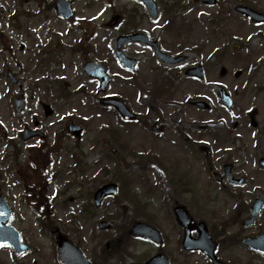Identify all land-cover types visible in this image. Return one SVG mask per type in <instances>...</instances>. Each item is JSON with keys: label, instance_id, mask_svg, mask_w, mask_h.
I'll return each instance as SVG.
<instances>
[{"label": "rangeland", "instance_id": "1", "mask_svg": "<svg viewBox=\"0 0 264 264\" xmlns=\"http://www.w3.org/2000/svg\"><path fill=\"white\" fill-rule=\"evenodd\" d=\"M50 1L0 0V11H3L0 22V172L10 171L0 185L5 187L3 193L11 195L13 205L17 206L20 217H17L15 225L23 232L24 240L40 252L29 254L18 263L14 261L11 250L3 248L0 250V264H53L52 242L47 232L39 228L36 212L25 208L23 196L22 201L21 196L14 197L20 190L12 187L16 183L14 180L10 181L12 173L26 168L27 153L22 155L20 166L15 165L13 158L6 159V155L13 151L12 142L25 151L28 149L30 143H21L17 135L24 123H30L34 117L49 132V142L54 132L66 126L69 118L84 123L87 132L80 144L85 146L84 161L91 170V177L99 172L95 162L112 161L101 179L120 183L121 202L116 205L107 200L91 222L76 220L81 211L80 204L84 202L74 199L79 191L77 186L61 194L68 181L76 177L70 169L69 154L64 153L57 160L56 169L62 172L63 177L47 190L50 198H54L56 192L61 194L55 204L59 225L73 240H78L76 231L84 232L81 242L91 259H96L100 248L105 247L111 238H117L121 228L133 218L147 219V215H151L153 217L150 218L158 223L160 217L153 211L171 208V202H174L171 199L176 200L174 195L177 191L174 178L180 173V177L186 176L198 190L207 191L213 186L208 170L213 167L219 171L220 165L215 162H233L238 171L245 168L242 172L255 182L248 188V193L264 196V168L259 165L264 159V36L259 35V28L234 12V3L224 6L225 13L218 8L207 9L183 0V6L177 9L175 21L170 25L167 23L169 19L160 15L157 21H153L147 9L136 0H69L74 3L76 20H79L81 28L94 38L96 53H90L87 59L106 60L107 69L115 76L106 95H120L137 116L135 121L121 123L115 110L100 107L98 100L104 99L105 95L98 93L99 84L82 72L84 57L73 51L84 37L83 31L73 23L60 20L48 7ZM156 1L160 14L163 4L170 5L175 0ZM17 8L31 14L18 15V20L10 19ZM136 8L141 17L137 20L140 32L161 41L162 50L167 54H187L186 66L202 64L205 82L184 76L173 77L174 86L167 96L154 102L148 92L154 87L151 82L156 80L163 66L154 51L131 44L125 52L137 57L135 72H126L119 65L110 49L114 51L115 39L125 27V12ZM50 42L61 43L53 56L47 51ZM38 47L45 50L42 56L35 54ZM6 69L14 71L19 79L25 81L23 124L14 107L19 89L1 76ZM170 69L176 73L180 71L179 67ZM58 79L66 81L72 94L69 99L59 95L55 83ZM218 87L224 88L233 98L231 110L221 103ZM198 100L209 103L211 109L203 111L191 104ZM90 103L99 108L90 109ZM105 127L114 128V131L103 129ZM214 135L220 136L223 148L212 153L210 165H204L205 153L202 150L208 148L207 145L216 146ZM66 142L74 146L75 139H67ZM35 143L39 144V141H34L32 146H37ZM104 144L110 151L103 149ZM254 166L257 169L251 168ZM35 168L32 166L30 171L34 182L37 178ZM48 171L50 177L53 170L48 168ZM120 172L124 175L120 176ZM96 185L99 183H86L83 188L89 193ZM130 192L140 197L149 213L145 212L144 216L136 211L126 198ZM69 198L73 200L64 206ZM177 199L190 209L207 208L205 201L197 200L192 194ZM235 207L236 203L231 199L221 200L218 206L226 213H232ZM75 209L78 212L74 214L78 215L73 217L71 214ZM110 212L121 216L110 220L113 222L111 228L101 230L98 221ZM116 244L124 246L122 240H117ZM130 246L134 255L141 256L145 251V246L136 241L130 242ZM133 260L134 257L126 255L123 264H130ZM111 264H117V260H111Z\"/></svg>", "mask_w": 264, "mask_h": 264}, {"label": "flooded vegetation", "instance_id": "2", "mask_svg": "<svg viewBox=\"0 0 264 264\" xmlns=\"http://www.w3.org/2000/svg\"><path fill=\"white\" fill-rule=\"evenodd\" d=\"M203 2L200 0L198 3L202 5ZM231 3H234V12L245 21L252 20L238 9L239 6H248L254 11L264 14V0H215L213 6L210 7L223 9L225 5ZM256 26L261 30L259 35L264 36V23H258ZM205 151L208 152V148H205ZM217 164L221 165V172H215L211 168L210 175L217 173L218 176L214 177L213 186L209 190L193 192L189 188L190 193L183 194L184 196L201 194L208 205V208L204 209L187 208V213L191 218L190 231L187 232L182 226L174 214V209L158 210L157 212L160 214L158 229L162 235V243L157 246L153 242L145 240V251L142 257L131 264H149L157 256L165 257L167 264H214L211 254L215 255L220 264H264V254L250 247L252 245L264 248V208L252 224H247L252 215L251 206L255 199L252 194L248 193V188L255 182L244 177L245 172L242 171L245 168L238 171V168L232 164L231 175L235 178H245L244 185H232L228 179V171L225 170V165L228 163L220 161ZM236 172L240 173L239 176ZM235 188L238 190L235 191ZM230 198L241 200L243 207L232 213H226L225 209L218 208L221 200ZM245 200L248 202L245 203ZM24 206L26 209L32 210L30 197L27 198ZM35 209L38 211L39 208L35 206ZM201 223H205V227L201 226ZM186 238L188 239L187 246L201 245L202 250H187L185 247ZM160 261L161 259L154 264Z\"/></svg>", "mask_w": 264, "mask_h": 264}, {"label": "water", "instance_id": "3", "mask_svg": "<svg viewBox=\"0 0 264 264\" xmlns=\"http://www.w3.org/2000/svg\"><path fill=\"white\" fill-rule=\"evenodd\" d=\"M151 12H152V15L154 17H156L155 5H153V4L151 5ZM64 15H66V14H64ZM140 39H142V37H140L139 35H135V36H131V37L125 38L123 40H124V42H128V41L140 40ZM158 54H159L160 58L163 60V62L168 63V64H176V63H178V62H180V61H182L184 59V58L174 59V58H171L169 56H165V55L161 54L159 51H158ZM120 56H121L122 63L127 68L133 69L135 61L127 59V58L123 57L121 54H120ZM85 70L90 75H93L95 77H99V78L103 79L104 89H105L106 83L109 81V79L105 78L104 68L103 67L95 65L93 63H89V64H87V67L85 68ZM188 73H194V72L191 71V72H188ZM195 73H198L197 75L199 77L203 78V73L201 72L200 68L198 70H196ZM18 83L21 84V82H18ZM221 94H222V98L225 100V102L228 105H230L229 99H228V97H226L224 95L223 91H221ZM17 103H18V110L20 111V109L23 107V99L20 100ZM111 103L114 104L119 109V111L123 114L124 117L129 118V119L134 118V116L127 110V108L125 107V105L122 102L111 101ZM201 105H203V107H205L204 106L205 104H201ZM73 131L77 133V129H73ZM34 135H36V133L27 131V132H25L23 134L22 137H23L24 140H27L28 138H30V137H32ZM116 193H117L116 185H108V186L103 187L96 194L97 204H99L101 202V200L106 195H108V194L109 195H116ZM260 204L261 203H259V205ZM132 233L136 234V235L147 236L149 233H155L156 234L157 232L154 229H152L151 227L146 226L145 224H138L136 227H134ZM3 243H11L16 248L18 253H22L24 250L27 249L24 246L20 245L18 234L15 231L11 230V229L6 231V230L0 228V245L3 244ZM60 249H61V251L73 250L71 245L69 243H66L63 240H61V248ZM60 258H61V255H60ZM63 263L64 264H80L78 261L69 262L68 260L63 261ZM85 264H89V263L85 262Z\"/></svg>", "mask_w": 264, "mask_h": 264}, {"label": "snow or ice", "instance_id": "4", "mask_svg": "<svg viewBox=\"0 0 264 264\" xmlns=\"http://www.w3.org/2000/svg\"><path fill=\"white\" fill-rule=\"evenodd\" d=\"M0 246H2V245H0Z\"/></svg>", "mask_w": 264, "mask_h": 264}]
</instances>
